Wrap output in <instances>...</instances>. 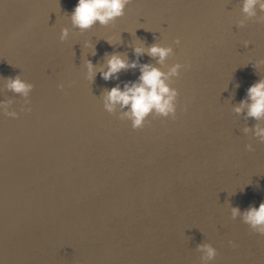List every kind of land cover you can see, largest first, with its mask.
I'll return each instance as SVG.
<instances>
[{
	"label": "water",
	"instance_id": "95a60500",
	"mask_svg": "<svg viewBox=\"0 0 264 264\" xmlns=\"http://www.w3.org/2000/svg\"><path fill=\"white\" fill-rule=\"evenodd\" d=\"M245 2L129 0L80 29L77 0H0V264H264L242 215L264 202V117L235 110L264 79V9ZM113 54L138 66L105 79ZM143 64L177 92L176 118L133 128L106 96Z\"/></svg>",
	"mask_w": 264,
	"mask_h": 264
},
{
	"label": "clouds",
	"instance_id": "9594fccd",
	"mask_svg": "<svg viewBox=\"0 0 264 264\" xmlns=\"http://www.w3.org/2000/svg\"><path fill=\"white\" fill-rule=\"evenodd\" d=\"M128 3L129 0H77L71 13V20L73 25L80 29L90 28L97 21L105 25L122 16ZM257 3L264 9V0H246L244 11L252 14ZM65 36H67V29L63 30L61 39ZM179 42L180 40L177 39V43ZM134 51L139 56L144 54L145 49L138 46ZM147 52L152 56H158L163 61L172 52V49L153 44L147 49ZM107 63L108 70L102 72L105 79L112 78L114 74L119 73L122 69L138 66L137 61L130 63L116 54L111 55ZM139 67L141 75L138 81L126 83L123 90L119 86L113 87L107 93L106 107L111 110L117 102L122 107L130 105V110L125 115L131 119L133 128L144 127L145 120L153 109L159 114H171L172 118L175 119L176 107L173 101L177 92L175 90L170 91L169 86L162 79L164 74L158 68L149 64L139 65ZM179 67L180 65L174 66L171 72L173 74L177 73ZM88 71L91 79L94 74L91 62L88 63ZM8 87L27 95L32 85L16 77L9 80ZM244 107H247L249 116L257 119L264 117V79L259 80L248 88L247 99L242 101L241 105L235 110L240 112ZM5 114L11 117L17 116L15 112L8 113L6 108ZM257 135L264 138V128H258ZM232 212L233 216H236L240 214V209L233 208ZM242 215L244 221L254 231L264 235V202H261L259 207L253 206L249 208ZM233 246L235 247L234 243ZM200 248L205 252V259L207 260L214 259L217 256V249L211 244H202Z\"/></svg>",
	"mask_w": 264,
	"mask_h": 264
}]
</instances>
